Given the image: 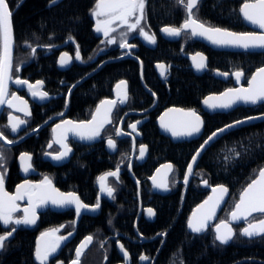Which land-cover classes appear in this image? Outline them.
<instances>
[{
  "label": "flooded vegetation",
  "instance_id": "flooded-vegetation-1",
  "mask_svg": "<svg viewBox=\"0 0 264 264\" xmlns=\"http://www.w3.org/2000/svg\"><path fill=\"white\" fill-rule=\"evenodd\" d=\"M21 1L22 0L16 2L11 9L10 5L13 4V0H6L11 13H13L24 0ZM170 1L172 12L178 13L179 16L175 19L171 17V21L166 22L165 25L158 29H155L150 19L147 20L148 0L145 2V19L142 21V24L149 34L155 35V44H149L138 32L131 33L128 36V42L135 45V47L131 49H121L119 43L111 45L101 43V41L105 40V37L103 33H97L94 30L96 18L91 15V10L95 8L96 3L89 12V18L92 23V35L96 43L91 50L85 53L82 52L81 46L73 39H66L53 45L49 43L39 44L38 42L30 44L19 43L13 35L12 68L8 86L9 95L7 98H11V94L14 93L16 96L20 97L21 100L26 101L28 111L31 114L29 116H24L22 111L9 108L7 104L1 106L0 131H3L9 140L15 141V143L11 145L0 141V152H2L5 157L4 164L7 168L5 191L9 195H15L17 185L25 181H28L30 184H40L41 181L47 177L51 181L52 187L61 193H75L82 203L89 206L95 205L98 198L100 203V207L96 211L89 210L88 213H82L81 211L79 216L76 215L75 205L58 208L48 203L36 209V223L33 224L31 228H24L23 225L19 226L17 231L24 230L34 235L33 253L35 240L42 233L48 232L51 229H59L55 234L57 237H66L71 233L68 241L61 245V247L49 257L47 264H70L76 257V248L85 240V237L88 236H92L93 240L84 250L80 264H83V262L90 264H123L124 257L117 246V241L123 244L125 250L129 253L130 259L128 264H154L157 250L164 239V235H159L161 231L151 229L156 220V207L157 205L160 206L161 201L165 203V199L168 196H176L177 198L184 196L190 186L194 171L190 175L187 184L184 185L182 182L189 163L182 172H179L177 169V173L176 167L169 161H161L159 158L155 157L149 160V148L143 141L142 130L149 122L154 123L156 127L155 122L157 118L165 110L177 108L165 102V96L167 97V95H169L167 83L173 74V70L177 68L176 60H182L183 64H185V68L195 75L185 56H192L200 53L206 58L204 53L195 51L196 45H205L193 40L188 32H182L178 37H170L168 41L161 37L160 30L162 27H179L187 17V12L183 4L178 3L177 0ZM204 1L206 0H201L197 8L193 10L195 17L199 21L201 20L197 12L201 9ZM101 19H103V17H101ZM246 28V32H252L247 26ZM121 31H126V29L120 28L116 33H113V35L117 37V40H119V33ZM173 38L174 40H172ZM77 48H79L81 56V60L79 61L75 60ZM164 48H166L171 55L165 60L152 63L151 68L154 78L152 76L149 83L153 80L156 86L152 83H150L151 86H149L143 81V64L138 56L140 51L144 53L143 50H157L161 52ZM33 49H35L34 53L32 51ZM63 53L68 54L70 63L62 67L59 60ZM125 55L129 57L121 58ZM117 58L121 59L116 60ZM123 59L133 60L137 64L138 81L140 85L138 89L135 88L132 90L129 81L124 78L116 81L112 86H106L103 92L99 91L98 86H92L93 90H96V94L90 95L88 93H82L84 86L80 85L83 82L94 77L104 65ZM109 60L115 61L106 62ZM160 64L165 66V74L163 76L161 75L162 70L156 67ZM207 65L208 60L206 68L201 75L207 71ZM17 66L20 69L18 72L16 71ZM216 71L224 74H233L234 72L227 73L215 70L212 74L215 80L230 85L223 91L233 88L231 79L228 81L216 79L214 77ZM243 77L242 85H246L249 77L246 81L244 74ZM17 78L27 80L31 84H35L36 81H42L39 90L47 92V98L40 100L39 98L33 97L27 85L15 83ZM120 81L126 82L128 100L124 104L117 103L113 108L111 114L112 123L105 125L101 130L100 136L96 137L88 144L82 143L77 139V136H73L71 132H68L67 139L64 142L71 151L63 160H53L52 155L62 151L61 145L56 143L55 139L61 136L63 128L53 132L56 125L61 124L63 121H72L74 123L89 121L96 107L102 100L117 99V93L123 91V86L120 89L115 86ZM157 82L158 85L162 86H157ZM69 89H71V92ZM153 93L155 95H153ZM74 97L80 98L81 103L79 105H73ZM14 103L17 107H22L19 101H15ZM181 110L188 111L186 109ZM9 113L27 121L25 125L21 126L17 133H12L10 127H5L9 124ZM137 121H140V123L137 124L136 131H130L129 128L131 127H129V125ZM117 128L121 129L124 134L117 136ZM109 138L115 141V149H110L108 147L107 141ZM192 141L172 144L190 143ZM49 144L52 146L49 147ZM141 145L146 146V151L142 158L140 157ZM22 153H27L31 156V169L27 173L22 170V161L20 160ZM46 153L49 155H46ZM87 161H90L91 168L88 167ZM166 164L172 166L171 171H168L164 178V180L167 181L168 188L167 190L161 189L159 192H154L150 179L159 167ZM117 167H119L118 176H108L106 178V184L115 189L113 193L114 198H111L105 192L101 191L99 177L104 176L108 172L116 171ZM202 183L203 182H200V187L206 190L202 187ZM16 203L21 210L28 207L27 196L18 200ZM180 207H182V203H180ZM148 209L153 210V216H148ZM221 212L215 224L222 220H227V217L226 219L220 218ZM17 215H23V212L20 211ZM260 218L261 215H257L253 218L251 217L249 220H258ZM215 224H212L205 232L210 229L213 234L212 228ZM246 224L247 222L233 226L234 236L237 230L240 234V229ZM10 228L11 226L6 229L3 225H0L1 234L10 230ZM187 233L192 236H201L194 235L188 231ZM159 238H161V242L157 246L156 241ZM53 239H55V237L51 236L50 241ZM142 254L148 256L150 259L141 261L140 256ZM105 257H107V259H105Z\"/></svg>",
  "mask_w": 264,
  "mask_h": 264
},
{
  "label": "trees",
  "instance_id": "trees-1",
  "mask_svg": "<svg viewBox=\"0 0 264 264\" xmlns=\"http://www.w3.org/2000/svg\"><path fill=\"white\" fill-rule=\"evenodd\" d=\"M18 1L13 0L11 9ZM49 2L50 0H24L16 8L11 15L16 41L53 45L71 37L81 46L83 53L91 50L96 40L92 35L89 12L96 0H63L55 6L47 7ZM244 2L245 0H206L197 14L208 25L237 33L246 32L247 28L239 17V8ZM171 7L170 0H148L147 20L150 19L155 29L160 28L171 21V17L178 18L179 14L172 12ZM143 51L138 56L143 64V81L151 86L150 83L155 84L153 80L149 83L153 76L152 63L165 60L171 53L166 48L161 52ZM195 51L206 56L207 71L201 76H195L185 68L182 60H176L177 68L173 70L167 83L169 95L165 96V102L177 108L194 110L203 121L202 136L190 143L172 144L166 137L159 135L152 122L147 123L142 130L143 141L149 148V160L155 157L161 161H169L179 172L185 170L192 155L215 130L246 117L264 114V103L251 108L240 107L227 114L213 115L203 113L200 107L205 96L220 93L230 86L213 78L215 70L227 73L242 71L246 81L256 69L264 67V53L215 52L202 45H196ZM124 78L129 81L132 90L139 88L138 67L133 60L123 59L106 64L80 86H84L82 93L94 95L96 90L92 86H98L99 91L103 92L106 86H112ZM157 86L162 85L157 82ZM80 103V98L74 97L73 105ZM236 152L240 153L239 157L235 156ZM226 157L229 158L228 161L225 160ZM87 165L91 168L90 161H87ZM263 167L264 122L236 129L215 141L198 160L186 194L179 198L168 196L165 203L161 201L160 206L156 207V220L151 229L166 232V235L157 250L154 264H264V238L248 240L241 237L237 230L231 243L222 246L214 241L210 229L201 236H192L185 227L189 213L207 194L200 187V182L206 180L208 185H223L228 189L229 197L220 214L221 219H226L239 193ZM33 240L34 235L28 231H17L7 242L6 249L0 251V264H35L32 259ZM160 242L161 238L157 239V246Z\"/></svg>",
  "mask_w": 264,
  "mask_h": 264
},
{
  "label": "snow or ice",
  "instance_id": "snow-or-ice-1",
  "mask_svg": "<svg viewBox=\"0 0 264 264\" xmlns=\"http://www.w3.org/2000/svg\"><path fill=\"white\" fill-rule=\"evenodd\" d=\"M146 0H96L95 8L91 10V15L96 18L95 31L97 33H103L105 37L101 43L116 44L119 43L121 49H131L135 45L128 42V36L131 33L138 32L149 44L156 43V37L154 34H149L145 30L142 21L145 19L144 9ZM178 3L183 4L187 12V17L179 27L164 26L161 28V32L169 37H178L182 32L190 30L192 36H201L209 40L210 43L217 47H233L241 48L244 50L249 49H264V0H245L240 7V13L245 21L258 27L260 32H233L228 29L214 27L204 22L199 21L194 14V9L197 8L201 0H177ZM60 3V0H50V7ZM12 13L9 10V5L6 0H0V38H2V50H0V105L7 104L9 108H14L16 111H22L24 116H29L31 113L28 111L27 102L21 100L20 97L14 93L11 94V98H7L8 93V80L11 78L9 72L12 68V44H13V28L11 23ZM103 17V19H101ZM125 28L126 31L119 33V40L113 35L118 29ZM71 39V37H69ZM33 53L35 49L32 50ZM199 57V60H197ZM91 59V58H90ZM205 57L200 53L193 57V65L199 71L206 67ZM75 60H81L79 48L76 50ZM60 65L66 66L70 63V58L67 53L61 54ZM160 68L161 75L163 76L165 66L160 64L157 65ZM20 69L17 66L16 71ZM221 75H226L221 73ZM232 75L235 76L237 82L240 81L243 76L242 71H236ZM15 83L21 85H27L31 95L33 97L44 100L47 98L48 93L40 91L39 88L42 85V81H36L35 84L29 83L27 80H21L17 78ZM123 86V91L117 93L116 100H102L100 105L97 106L96 113L93 115L92 120L88 122L74 123L72 121H63L61 124L56 125L53 132L57 129L63 128V133L59 138L55 139V142L61 145L62 151L55 155H52V159L55 161L63 160L68 156L71 149L64 142L67 139V133L71 132L74 136H78L81 140H93L100 136L101 130L106 124H111V114L113 108L119 104H124L128 100L127 86L125 81H120L117 88L120 89ZM71 92V89H69ZM153 95H155L153 93ZM19 101L22 107H17L14 103ZM238 101H242L246 104H257L260 101H264V67L257 69L248 81L247 88H230L219 96H210L205 98L204 104L209 109H229ZM172 111L183 112V115L187 119L176 122L166 123L164 118L161 117V127L171 133L173 137H186L193 136L201 131L203 121L200 116L194 110L183 111L180 109H169ZM167 115V114H165ZM260 117H246L245 120H237L232 124L225 125L223 128L217 129L211 133L208 138L200 145L197 149L196 154L193 155L192 161L188 164L187 172L185 174V183L188 181V176L192 174L193 164L195 163L200 152L205 146L212 141L218 134L224 133L228 129L235 127L236 125L246 123L247 121L258 119ZM9 124L5 127H10L12 133H17L22 125L27 123L26 120L19 117L13 116L9 113L8 116ZM140 121L129 125L133 132L136 131V126ZM122 133L121 129H116V135L120 136ZM0 141L5 144H13L15 141L9 140L3 131H0ZM108 147L115 149L116 143L112 138H109ZM52 145L49 144V147ZM146 146H140V157L144 156ZM46 155H49L46 153ZM236 157L240 156L239 152L235 153ZM5 157L0 152V225H3L6 229L11 226L10 230L0 234V251H4L7 246V242L13 237L14 233L18 230L19 226H29L36 223V209L43 207L44 205L51 203L52 205L63 208L69 205H75L76 215L79 216L83 209L96 211L100 207L99 198L97 203L93 206L82 203L75 193H61L54 187H52L51 181L45 177L40 184H30L25 181L22 184L17 185L16 194L9 195L5 191V176L7 174V168L4 164ZM22 161V170L27 173L31 169V156L27 153H22L20 156ZM229 160L228 157L225 158ZM169 171L172 166L166 165ZM159 171V169L157 170ZM119 167L116 171L108 172L104 176L99 177L101 184V191L105 192L109 197H113L115 191L114 188L109 187L106 184V178L108 176H118ZM154 186L167 190L168 184L166 180H162L157 183L155 177L153 178ZM207 184V181H204ZM228 189L223 185H218L213 188V193L218 195L209 197L203 205L199 206L203 209L199 216L197 213H193V218H189L188 228L193 233L203 232L208 227V222L215 216L216 207L219 206L220 201L223 200L224 194ZM25 196L28 198V207L20 209L16 203L18 200L23 199ZM208 206V207H206ZM20 211L23 215H17ZM148 216L154 215L152 209L147 210ZM254 213L261 214V218L258 220H249ZM231 221L244 220L247 222V226L240 229V235L249 238L261 237L264 238V168L258 170L257 178L253 179L246 188L240 194L239 201L235 204L233 210L230 213ZM59 229H51L48 232L42 233L41 238L46 236L55 237L50 242H46L41 247L40 241L37 242L35 250V259L39 264H46L49 257L52 256L60 246V242L66 237L55 236ZM215 240L221 245L227 244L234 237L233 228L230 226L229 221H220L215 225ZM69 236L71 233L68 234ZM159 235H166L160 233ZM93 237H85V240L76 248V257L71 261V264H80L81 257L84 250L92 243ZM103 246V245H102ZM117 246L123 254V264H128L130 259L128 251L125 250L124 245L117 241ZM107 259V257H105ZM150 258L145 255L140 256L141 261H147ZM183 264V262H181Z\"/></svg>",
  "mask_w": 264,
  "mask_h": 264
},
{
  "label": "water",
  "instance_id": "water-1",
  "mask_svg": "<svg viewBox=\"0 0 264 264\" xmlns=\"http://www.w3.org/2000/svg\"><path fill=\"white\" fill-rule=\"evenodd\" d=\"M23 1V0H22ZM21 1V2H22ZM60 1H62V0H60ZM50 5V3L48 4V7H50L49 6ZM239 15H240V17H241V19H242V21L244 22V24L248 27V29H250L252 32L253 31H255V32H260L261 30L258 28V27H256V26H254V25H252V24H250L249 22H247V21H245L244 19H243V17H242V14L240 13V11H239ZM11 23H12V21H11ZM184 32H188L190 35H191V31L190 30H187V31H184ZM160 35H161V37L164 39V40H170V37L169 36H166L164 33H162L161 32V30H160ZM191 37L193 38V40H195L196 42H199V43H201V44H203V45H205L206 47H208L209 49H211V50H213V51H218V52H231V53H234V52H243V53H264V49H259V48H257V49H249V50H244V49H241V48H233V47H217V46H215V45H213L212 43H210V41L209 40H207V39H205L204 37H201V36H192L191 35ZM12 39H13V37H12ZM172 40H174V38L172 39ZM2 38H0V50H2ZM12 49H13V44H12ZM12 55H13V51H12ZM202 55V54H201ZM203 56V55H202ZM126 57H129L128 55H125V56H123V57H121V58H126ZM186 57V59L189 61V63H190V68L192 69V71L194 72V74L195 75H201L203 72H204V70H205V68L204 69H202V70H197L195 67H194V65H193V57H196V54L195 55H192V56H185ZM204 57V56H203ZM121 58H117L116 60H118V59H121ZM197 60H199V57H197ZM110 61H115V60H109V61H106V62H110ZM139 63V62H138ZM205 63H207V60L205 59ZM140 65V64H139ZM157 67V66H156ZM140 69H141V67H140ZM259 69V68H258ZM257 71V69L249 76V78H248V80H247V83H246V85H242V82H243V76L241 77V79H240V81L239 82H237V80H236V78H235V76L234 75H232V74H226V75H221V73H219V72H215L214 73V77L216 78V79H218V80H221V81H228V80H232V83H233V88H247L248 87V81H249V79L252 77V75L255 73ZM11 75V70H10V72H9V76ZM9 82H10V79L8 80V86H9ZM119 83H117L115 86H117ZM226 91V90H225ZM225 91H223V92H221V93H224ZM221 93H219V94H211V95H208V96H206L205 98H207V97H210V96H219ZM205 98L201 101V109H202V111L204 112V113H206V114H209V115H212V114H227V113H229V112H231V111H233L234 109H236V108H238V107H244V108H250V107H255V106H258V105H261L262 103H264V101H260V102H258L257 104H246V103H244V102H242V101H238L236 104H234L231 108H229V109H215V110H213V109H209L205 104H204V100H205ZM100 105V104H99ZM1 106L2 105H0V110H1ZM96 109H97V107H96ZM96 109H95V112H94V114L96 113ZM169 109H177V108H169ZM169 109H167V110H165L158 118H157V120H156V122H155V124H156V127H157V129H158V133L161 135V136H164V137H166L171 143H179V142H189V141H192V140H197L201 135H202V133H203V125H202V127H201V131L199 132V133H197V134H195V135H193V136H186V137H179V138H176V137H173L172 135H171V133L170 132H168V131H165V129L164 128H162L161 127V117H163L164 118V121L166 122V123H176V122H179V121H182V120H185V119H187V117H185L184 115H183V112H179V111H172V112H170L169 111ZM181 110V109H180ZM183 111H185V110H183ZM186 112V111H185ZM93 114V115H94ZM165 114H167V115H165ZM93 115H92V117H93ZM253 117H260V118H258V119H253V120H250V121H247L246 123H243V124H239V125H236L235 127H233V128H231V129H228L227 131H225L224 133H220V134H218L212 141H210L206 146H205V148L200 152V155L197 157V159H196V161H195V163L193 164V168H192V172L194 171V168H195V166H196V164H197V162H198V160L200 159V157L202 156V154L215 142V141H217L219 138H221L222 136H224L225 134H227V133H229V132H231V131H234V130H236V129H239V128H242V127H245V126H249V125H253V124H256V123H260V122H264V114H261V115H258V116H253ZM201 118V117H200ZM92 120V118L89 120V121H91ZM202 120V119H201ZM242 120H245V119H242ZM88 122V121H87ZM232 124V123H231ZM107 125V124H106ZM223 128V127H222ZM129 130L130 131H133L132 130V128H129ZM215 132V131H214ZM71 135H73V133H71ZM74 136V135H73ZM208 138V137H207ZM206 138V139H207ZM77 139L79 140V141H81L82 143H91V141L92 140H81V139H79V137L77 136ZM205 139V140H206ZM204 143V142H203ZM202 143V144H203ZM200 148V147H199ZM198 148V149H199ZM196 154V152L194 153V155ZM193 157V156H192ZM192 161V158H191V160H190V162ZM189 162V163H190ZM166 165H169V164H166ZM166 165H162L161 167H159L158 169H159V171H155L154 172V174H153V176L151 177V179H150V182L152 183V185H153V190H154V192H159L162 188H157V187H155L154 186V182H153V178L155 177V180H156V182L157 183H159V182H161L162 180H164V178L166 177V175H167V173H168V169L166 168V167H164V166H166ZM187 168H188V166H187ZM187 168H186V171H185V174H186V172H187ZM264 168V167H263ZM257 176H258V173H257V175H256V177L255 178H257ZM189 177H190V175L188 176V179H189ZM184 178H185V176H184ZM254 178V179H255ZM184 185H186L187 183H185V179L183 180V182H182ZM202 185V187H204V189H206L207 191H208V194H207V196L204 198V200H202L197 206H195L194 208H193V210L191 211V213H190V215H189V217H188V219H187V223H186V228H187V231L189 232V233H192V234H194V235H202L212 224H215L216 223V221H217V218H218V215H219V213L221 212V210L223 209V207L225 206V204H226V202H227V200H228V197H229V191H227V193L226 194H224V198H223V200L222 201H220V204H219V206L218 207H216V210H215V216L213 217V219L212 220H210L209 222H208V227L203 231V232H200V233H193L189 228H188V221H189V218H193V213L194 212H196L197 213V216H199L200 215V213L202 212V211H204L203 209H200V207L199 206H201V205H203L204 204V202L206 201V200H208L209 199V197H214V196H216V195H218V194H216V193H213V188H215V187H217V186H210V185H208V184H205L204 182L201 184ZM247 187V186H246ZM245 187V188H246ZM243 191V190H242ZM241 191V192H242ZM241 192L239 193V195H238V198H237V200H236V202L234 203V205H233V207H232V209H231V211L233 210V208H234V206H235V204L239 201V198H240V194H241ZM206 207H208V206H206ZM88 209H83L82 210V213H88ZM231 211L228 213V216H227V220H225V221H229V223H230V226L233 228V226H236V225H240V224H242V223H246V221H244V220H237V221H231V219H230V213H231ZM256 215H261V214H259V213H254L253 214V216H256ZM252 216V217H253ZM251 218V217H250ZM249 218V219H250ZM218 224V223H217ZM216 225V224H215ZM215 225H214V227L212 228V230H213V234H214V239H215V231H214V229H215ZM247 226V224L244 226V227H246ZM24 228H31L32 227V225H29V226H23ZM243 227V228H244ZM241 237H243V238H245V239H248V240H252V239H255V238H258V237H254V238H249V237H246V236H242L241 235ZM70 238V236H66V239H64V240H62L61 242H60V246L59 247H61V245H63L64 243H66L67 241H68V239ZM38 240L40 241V244H41V247H43L44 246V244L46 243V242H50V240H51V236H46V237H43V238H41V235H39L37 238H36V240H35V245H34V253H33V261L35 262V263H38L39 264V262L35 259V250H36V247H37V242H38ZM216 241V240H215ZM231 242V240L227 243V244H224L223 246H226V245H228L229 243ZM216 243H218V244H220L218 241H216ZM221 245V244H220ZM46 264H47V262H46ZM71 264V263H70Z\"/></svg>",
  "mask_w": 264,
  "mask_h": 264
}]
</instances>
